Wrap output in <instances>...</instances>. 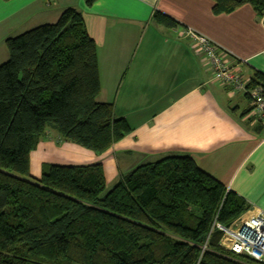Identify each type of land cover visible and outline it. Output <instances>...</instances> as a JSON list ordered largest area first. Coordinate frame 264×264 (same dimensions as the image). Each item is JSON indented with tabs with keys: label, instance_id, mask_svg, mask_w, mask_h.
Returning a JSON list of instances; mask_svg holds the SVG:
<instances>
[{
	"label": "trees",
	"instance_id": "16d2710c",
	"mask_svg": "<svg viewBox=\"0 0 264 264\" xmlns=\"http://www.w3.org/2000/svg\"><path fill=\"white\" fill-rule=\"evenodd\" d=\"M8 1V0H3ZM96 0H84L90 6ZM214 14L264 0H212ZM153 20L178 23L155 11ZM0 64V264H249L219 246L215 223L230 224L248 202L198 167L188 154L140 164L106 189L101 163L43 164L29 155L47 130L102 153L131 130L100 102L98 63L82 14L5 40ZM248 86L264 74L253 71Z\"/></svg>",
	"mask_w": 264,
	"mask_h": 264
},
{
	"label": "crops",
	"instance_id": "0c3cea01",
	"mask_svg": "<svg viewBox=\"0 0 264 264\" xmlns=\"http://www.w3.org/2000/svg\"><path fill=\"white\" fill-rule=\"evenodd\" d=\"M213 5L212 0H96L90 6L84 0H0V64L8 58L7 38L55 22L67 7L79 11L96 47L97 100L111 103L114 115L131 127L98 154L61 140L56 147L57 134L47 130L30 152V175L37 178L42 171L39 162V174L31 171L38 153L69 155L73 165L101 163L106 184L140 164L188 154L264 212V125L252 115L245 93L211 81L201 56L180 35L190 28L227 49L242 77L264 74V14L258 17L248 4L214 14ZM155 11L178 26L158 24Z\"/></svg>",
	"mask_w": 264,
	"mask_h": 264
},
{
	"label": "built area",
	"instance_id": "2783aa9c",
	"mask_svg": "<svg viewBox=\"0 0 264 264\" xmlns=\"http://www.w3.org/2000/svg\"><path fill=\"white\" fill-rule=\"evenodd\" d=\"M181 36L189 39L210 72L211 81L226 87L229 92L245 93L252 104V115L264 125V89L260 84L248 86L250 77H242L236 59L225 48L207 36L183 29ZM221 231L219 246L225 251L243 257L255 264H264V212L250 207L230 224L215 223Z\"/></svg>",
	"mask_w": 264,
	"mask_h": 264
},
{
	"label": "rangeland",
	"instance_id": "374dc122",
	"mask_svg": "<svg viewBox=\"0 0 264 264\" xmlns=\"http://www.w3.org/2000/svg\"><path fill=\"white\" fill-rule=\"evenodd\" d=\"M44 136H48L47 133H45ZM55 142H56L55 143L56 147L60 146L61 142H60L59 138ZM77 149H80V148H77ZM68 156L69 155H65L62 157V155L59 154V155H52V156L45 157V156H42L40 153H38L37 156H34L31 159L32 160L31 171H32V173L34 172V174H37V173L39 174V170L37 169V166H36L37 162H39V165H40V163H42V164H62V165L77 164L74 161H69ZM91 159L93 160V158H91ZM44 162H48V163H44ZM87 162L88 161H86L85 163L88 164ZM89 162H92V161H89ZM85 163H81L80 165H85ZM113 183H114V181L109 179L107 181V184H106V189H109L113 185ZM249 264H255V263L250 262Z\"/></svg>",
	"mask_w": 264,
	"mask_h": 264
}]
</instances>
